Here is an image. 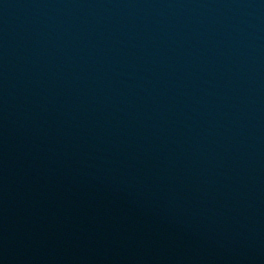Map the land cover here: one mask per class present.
<instances>
[{"label": "water", "instance_id": "water-1", "mask_svg": "<svg viewBox=\"0 0 264 264\" xmlns=\"http://www.w3.org/2000/svg\"><path fill=\"white\" fill-rule=\"evenodd\" d=\"M0 264H264V0H0Z\"/></svg>", "mask_w": 264, "mask_h": 264}]
</instances>
